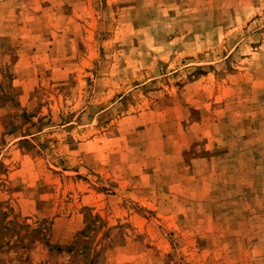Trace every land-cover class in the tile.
<instances>
[{
	"label": "rangeland",
	"instance_id": "rangeland-1",
	"mask_svg": "<svg viewBox=\"0 0 264 264\" xmlns=\"http://www.w3.org/2000/svg\"><path fill=\"white\" fill-rule=\"evenodd\" d=\"M0 264H264V0H0Z\"/></svg>",
	"mask_w": 264,
	"mask_h": 264
}]
</instances>
